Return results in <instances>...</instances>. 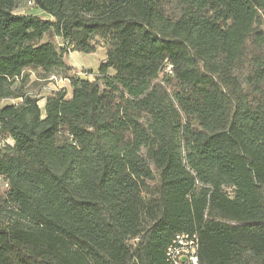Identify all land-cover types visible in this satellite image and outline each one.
I'll return each mask as SVG.
<instances>
[{
    "label": "trees",
    "instance_id": "1",
    "mask_svg": "<svg viewBox=\"0 0 264 264\" xmlns=\"http://www.w3.org/2000/svg\"><path fill=\"white\" fill-rule=\"evenodd\" d=\"M19 1L0 0V264H168L182 233L200 264H264V0ZM100 46L96 73L67 64ZM32 73L70 89L41 108Z\"/></svg>",
    "mask_w": 264,
    "mask_h": 264
},
{
    "label": "rangeland",
    "instance_id": "2",
    "mask_svg": "<svg viewBox=\"0 0 264 264\" xmlns=\"http://www.w3.org/2000/svg\"><path fill=\"white\" fill-rule=\"evenodd\" d=\"M16 13L36 14L42 17H46L44 13L40 12L39 10H36L28 0L19 1ZM57 42L60 43V40L57 39ZM105 59L106 50L100 46L97 48V51L94 54H82L71 52L68 55L66 62L67 64L77 66L79 75L84 77V74L87 72L96 73L100 64L104 62ZM39 78L40 77L38 76V74H31L29 89L34 96L41 99V101L39 102L41 108H43L45 105V98L55 90L67 89L69 91L70 89L69 82L66 81L64 78L58 77L56 81H52L51 79L44 80ZM89 78L92 79V75ZM10 103H14V101L5 100L2 102V105ZM0 187H4V182H2L1 180Z\"/></svg>",
    "mask_w": 264,
    "mask_h": 264
},
{
    "label": "built area",
    "instance_id": "3",
    "mask_svg": "<svg viewBox=\"0 0 264 264\" xmlns=\"http://www.w3.org/2000/svg\"><path fill=\"white\" fill-rule=\"evenodd\" d=\"M56 81L55 76L51 77ZM4 147V142L0 140V148ZM200 242L197 234H178L166 251V261L168 264H200L199 262Z\"/></svg>",
    "mask_w": 264,
    "mask_h": 264
},
{
    "label": "crops",
    "instance_id": "4",
    "mask_svg": "<svg viewBox=\"0 0 264 264\" xmlns=\"http://www.w3.org/2000/svg\"><path fill=\"white\" fill-rule=\"evenodd\" d=\"M68 65H70V64H68ZM70 66H72V67H77V66H75V65H70Z\"/></svg>",
    "mask_w": 264,
    "mask_h": 264
}]
</instances>
